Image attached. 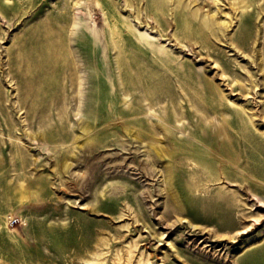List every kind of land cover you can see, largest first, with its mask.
I'll return each instance as SVG.
<instances>
[{"label": "rangeland", "instance_id": "obj_1", "mask_svg": "<svg viewBox=\"0 0 264 264\" xmlns=\"http://www.w3.org/2000/svg\"><path fill=\"white\" fill-rule=\"evenodd\" d=\"M134 240L264 264V0H0V264H114Z\"/></svg>", "mask_w": 264, "mask_h": 264}, {"label": "bare ground", "instance_id": "obj_2", "mask_svg": "<svg viewBox=\"0 0 264 264\" xmlns=\"http://www.w3.org/2000/svg\"><path fill=\"white\" fill-rule=\"evenodd\" d=\"M156 1H158V0H156ZM17 4H19V2ZM159 4H160L161 7L164 6L163 1L159 2ZM206 24H207V27H211V24H210L209 20H206ZM194 32H195V29H194V27L192 25L191 20L186 19L185 33H187L189 35H193ZM83 129L84 130H88V127H87L86 124L83 125ZM150 138L152 139L153 137H150ZM90 141L92 142L93 139L91 138ZM157 149H158L157 151H158L159 155H170V152L164 146H157ZM162 151H164V152L162 153ZM234 162H237V160H234ZM214 172L215 173H218V172L221 173V171L219 169L215 170ZM164 173H165V175L167 177L166 180H168L167 181L168 182L167 183L168 190L172 192V195L175 197L177 203L180 204L179 198L172 191L173 189L171 187V180H172V177H173L172 169L170 167H165L164 168ZM216 175H219V174H216ZM221 175L222 174H220L219 177ZM226 177L229 178L228 176H226ZM191 186L193 188H196V189L204 188L205 191H210L209 188H207V187H209V184H208V186L206 185V187H205V184L203 182L200 183V181L192 182ZM226 196H228V195L226 194ZM222 200H224V204L225 205L228 204V207L226 208V211H228V212L234 211V209L239 206V203H238L239 201L237 199L230 198V199L227 200L226 198L223 197ZM225 201H227V202H225ZM180 206H181V204H180ZM199 221L212 223V224L217 223L216 217L214 215L208 214V212H206L205 217L200 218ZM217 226H218V229L217 228L210 229V230H208L207 233H209L210 236L213 235V236H215L218 239H220V238H222V239H225V238H227V239L228 238L229 239H235V238L238 237L239 230L236 231L235 233H232L233 229L237 227V224L235 226H233V224L222 225V224H218L217 223ZM222 227L223 228H232V229L229 232L219 233L218 230L222 229ZM205 230H207V228H205ZM206 242H209V240L208 239L204 240L202 243H206ZM138 246H139L138 240H134V241L129 242L128 245H126V247H123L122 249H119L117 251V257L114 259V264H154L153 261H152L153 256L151 254H148L147 252H144V251L142 253H140V254H136ZM208 247H210V250H207ZM213 249L214 248L211 247V245H204L203 250H201V251L202 252L205 251L206 252L205 254H207L208 252H211V250H213ZM97 258L99 259V261L102 260V259H105L104 256H103V253H98ZM164 264H166V263H164Z\"/></svg>", "mask_w": 264, "mask_h": 264}]
</instances>
